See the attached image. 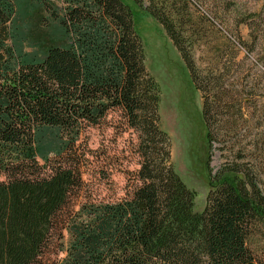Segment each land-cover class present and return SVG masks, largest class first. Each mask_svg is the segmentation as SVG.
<instances>
[{"label":"trees","instance_id":"obj_1","mask_svg":"<svg viewBox=\"0 0 264 264\" xmlns=\"http://www.w3.org/2000/svg\"><path fill=\"white\" fill-rule=\"evenodd\" d=\"M130 1L136 10L126 0H0V264H45L57 243L63 257L51 264H264L262 153L240 148L215 174L209 155L196 212L136 30L154 19L180 54L203 96L211 154L218 138L238 137L245 114L224 75L197 66L200 0ZM111 115L137 134L140 169L125 197L75 211L84 143Z\"/></svg>","mask_w":264,"mask_h":264},{"label":"rangeland","instance_id":"obj_2","mask_svg":"<svg viewBox=\"0 0 264 264\" xmlns=\"http://www.w3.org/2000/svg\"><path fill=\"white\" fill-rule=\"evenodd\" d=\"M54 1L61 4V0ZM126 1L136 10L130 0ZM197 3L192 10L197 11L199 23L206 31L195 46L197 66L201 71L214 70L224 75L228 87H234L242 96L245 114L238 137L233 135L228 142H219L218 138L211 154H208L202 118L203 96L193 84L180 54L154 19L137 20L136 30L144 45L146 69L160 88L161 128L171 138L174 169L196 193L195 210L202 212L210 188L209 155L213 174L246 146L258 147V155L262 153L259 156L264 159V151H259L264 145V46L260 44L264 39V0H200ZM118 121L117 115H111L110 125L88 133L84 144L91 155L87 154L79 166L83 190L73 203L75 211L90 199L111 202L125 197L133 175L140 169L137 134L121 129ZM59 245L55 244L46 254L45 264L63 257Z\"/></svg>","mask_w":264,"mask_h":264}]
</instances>
